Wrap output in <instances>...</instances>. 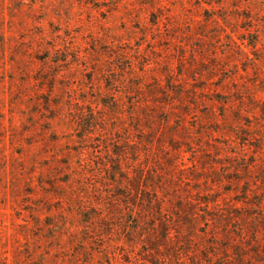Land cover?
Here are the masks:
<instances>
[{"label":"rangeland","instance_id":"374dc122","mask_svg":"<svg viewBox=\"0 0 264 264\" xmlns=\"http://www.w3.org/2000/svg\"><path fill=\"white\" fill-rule=\"evenodd\" d=\"M0 264H264V0H0Z\"/></svg>","mask_w":264,"mask_h":264},{"label":"trees","instance_id":"16d2710c","mask_svg":"<svg viewBox=\"0 0 264 264\" xmlns=\"http://www.w3.org/2000/svg\"><path fill=\"white\" fill-rule=\"evenodd\" d=\"M250 21L249 22H251L252 21V19H249ZM254 27V26H253ZM248 29H250V28H248ZM166 232V231H165Z\"/></svg>","mask_w":264,"mask_h":264}]
</instances>
